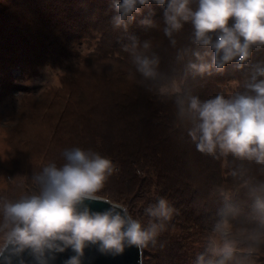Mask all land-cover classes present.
<instances>
[{"label":"trees","instance_id":"obj_1","mask_svg":"<svg viewBox=\"0 0 264 264\" xmlns=\"http://www.w3.org/2000/svg\"><path fill=\"white\" fill-rule=\"evenodd\" d=\"M9 2L11 10L0 11V100L15 87L13 67L70 63L60 87L38 95L25 91L21 98L7 133L13 184L31 192L33 172L62 164L66 149H91L118 165L100 196L127 205L141 201L143 210L165 197L178 209L168 230L144 250L150 258L143 264H264L256 257L264 253V213L255 208L257 197L264 199V164L199 152L187 134L191 125L177 115L175 94L163 92L179 82L184 95L227 98L225 84L235 80L243 93L252 66L264 62V46L253 47L243 68L233 61L223 72L201 76L187 69L195 60L189 50L203 51L192 42L191 24L176 34L173 46L163 33L162 6H143L125 31L112 23L111 0ZM145 18L156 27L142 26ZM131 37L150 40L160 58L162 78L152 91L122 49ZM84 39L95 47L83 58L78 44ZM224 160L228 172L220 167ZM225 222L236 241L227 259L212 246Z\"/></svg>","mask_w":264,"mask_h":264},{"label":"clouds","instance_id":"obj_2","mask_svg":"<svg viewBox=\"0 0 264 264\" xmlns=\"http://www.w3.org/2000/svg\"><path fill=\"white\" fill-rule=\"evenodd\" d=\"M153 3L164 8L163 33L173 46L177 44L176 34L191 24L192 42L203 49L189 50L195 60L188 61L187 69L195 74L211 75L213 69L223 72L233 61L243 68L253 47L264 46V0H111L116 13L112 17L114 27L127 31L142 7ZM140 23L156 27L150 18ZM122 49L131 56L147 90L152 91L151 85L162 78L160 58L152 51V42L131 37V43ZM183 56L182 51L179 58ZM172 92L177 115L191 125L187 134L199 152L232 153L264 164V62L252 66L245 92L231 97L218 94L202 101L180 93L178 88ZM62 156V164L51 162L40 172H33V191L0 203L2 264H12V258L21 257L25 251L36 264H49L56 253L69 248L75 255L65 264H82L90 244H98L101 252L118 255L125 247L155 245L168 230L178 209L167 198H158L144 209L143 217H134L124 205L98 195L118 171L111 158L80 147L66 149ZM260 190L264 191V184ZM97 201L110 206L93 211L89 204ZM255 208L264 213V199L257 197ZM231 255L230 249L223 250L225 259Z\"/></svg>","mask_w":264,"mask_h":264},{"label":"rangeland","instance_id":"obj_3","mask_svg":"<svg viewBox=\"0 0 264 264\" xmlns=\"http://www.w3.org/2000/svg\"><path fill=\"white\" fill-rule=\"evenodd\" d=\"M9 0H0V11L9 12L10 9ZM7 8V9H6ZM79 50L83 56H87L90 51L95 47V43L84 39L82 43L78 44ZM70 63H64L63 65H51L43 64L39 66H29L24 67H13L11 70L15 87L10 92H6L5 95L0 100V203L3 200H15L19 196L26 194L28 191L23 189L25 186H20L18 184H13L15 180V175L13 174L14 164L11 158V147L8 140V128L10 123L16 114L17 110L20 107L21 98L24 95L25 91L32 92L35 94H40L42 92L48 91L50 89L58 88L61 85V79L64 75L66 65ZM248 78H246L247 82ZM238 82L235 80L229 81L228 84H225L227 87V97L234 96L237 94ZM173 88L181 89V84L179 82L172 83L163 88V92H172ZM221 168L223 172H228L229 163L224 160L221 162ZM26 188V187H25ZM99 195V194H98ZM102 196V195H101ZM105 199H108L114 203H119L115 200H111L108 196H102ZM137 204L132 203L131 205L122 204L128 208L129 212L134 217H143L144 210L141 201L136 202ZM2 219V217H0ZM231 232V226L229 223L225 222L221 224V227L218 229L215 237L213 238V249L218 254H222L225 248L231 250V253L235 250V237ZM262 244H264V238L260 239ZM146 248L143 249V251ZM149 254V253H147ZM146 254V251L143 253V261L146 263V259L150 258ZM258 258L264 259V253L256 256Z\"/></svg>","mask_w":264,"mask_h":264},{"label":"water","instance_id":"obj_4","mask_svg":"<svg viewBox=\"0 0 264 264\" xmlns=\"http://www.w3.org/2000/svg\"><path fill=\"white\" fill-rule=\"evenodd\" d=\"M89 206L93 211H103L110 205L103 201H97L91 202ZM73 255L75 253L69 248L63 253H56L55 259L50 260L49 264H65V261ZM21 261H23V264H36L29 251H25L21 257L12 258V264H21ZM82 264H143V251L136 246H131L125 247L124 251L118 255H112L101 252L98 244H90L84 250Z\"/></svg>","mask_w":264,"mask_h":264}]
</instances>
